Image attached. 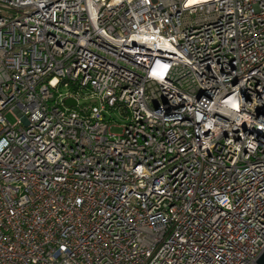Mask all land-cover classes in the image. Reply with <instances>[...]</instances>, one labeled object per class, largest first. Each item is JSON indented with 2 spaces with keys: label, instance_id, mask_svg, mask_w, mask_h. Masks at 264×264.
Here are the masks:
<instances>
[{
  "label": "built area",
  "instance_id": "obj_1",
  "mask_svg": "<svg viewBox=\"0 0 264 264\" xmlns=\"http://www.w3.org/2000/svg\"><path fill=\"white\" fill-rule=\"evenodd\" d=\"M262 251L264 0H0V264Z\"/></svg>",
  "mask_w": 264,
  "mask_h": 264
},
{
  "label": "rangeland",
  "instance_id": "obj_2",
  "mask_svg": "<svg viewBox=\"0 0 264 264\" xmlns=\"http://www.w3.org/2000/svg\"><path fill=\"white\" fill-rule=\"evenodd\" d=\"M60 90L62 92L67 91L68 89L64 86L60 87ZM7 118L13 122L15 119L11 114H7ZM113 120L115 121L113 123V125L110 127V132L113 134H118L122 131V125L126 122V119L124 118L123 115H119V114H114L112 115Z\"/></svg>",
  "mask_w": 264,
  "mask_h": 264
},
{
  "label": "water",
  "instance_id": "obj_3",
  "mask_svg": "<svg viewBox=\"0 0 264 264\" xmlns=\"http://www.w3.org/2000/svg\"><path fill=\"white\" fill-rule=\"evenodd\" d=\"M65 105H75L76 102L72 99H66L63 102ZM253 264H264V251H262L259 256L256 258Z\"/></svg>",
  "mask_w": 264,
  "mask_h": 264
}]
</instances>
